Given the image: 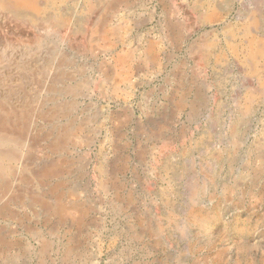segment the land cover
Segmentation results:
<instances>
[{
  "label": "rangeland",
  "instance_id": "rangeland-1",
  "mask_svg": "<svg viewBox=\"0 0 264 264\" xmlns=\"http://www.w3.org/2000/svg\"><path fill=\"white\" fill-rule=\"evenodd\" d=\"M118 1L39 0L48 21L37 26L0 8V116L28 124L29 136L48 132L32 158L27 145L0 142L26 152L2 168L39 170L29 183L2 174L0 264H264V0ZM209 10L217 16L204 22ZM56 15L68 24L55 26ZM71 127L80 129L54 150ZM87 153L86 179L56 167H80Z\"/></svg>",
  "mask_w": 264,
  "mask_h": 264
},
{
  "label": "bare ground",
  "instance_id": "bare-ground-1",
  "mask_svg": "<svg viewBox=\"0 0 264 264\" xmlns=\"http://www.w3.org/2000/svg\"><path fill=\"white\" fill-rule=\"evenodd\" d=\"M61 1V0H60ZM120 1V0H119ZM118 1V2H119ZM0 4H1V7L0 8H2L3 10H6V11H9V12H12L13 14H14V16H17V17H20V18H22V20L24 19V18H27L28 20H30L32 23H34V25H38V24H41V23H43V21H45V20H47L48 21V18L47 17H45V18H42L40 15H39V13L41 12V5H40V3H39V0H1L0 1ZM115 4V3H114ZM120 4V3H119ZM122 4V3H121ZM199 4V3H198ZM197 4V5H198ZM173 5V4H172ZM196 5V6H197ZM202 5V4H201ZM115 6H117V5H115ZM200 6V5H199ZM198 6V7H199ZM155 7V6H154ZM168 7V6H167ZM177 7V6H176ZM194 7H195V5H194ZM171 8V7H170ZM172 9H173V11L175 10V6L173 5L172 6ZM180 9V8H179ZM195 9V8H194ZM197 9V8H196ZM152 10V9H151ZM166 10H168V9H166ZM175 11H178V10H175ZM205 12V11H204ZM170 13V12H169ZM173 13V12H172ZM181 13V12H180ZM59 14V13H58ZM155 14V13H154ZM174 14V13H173ZM183 14V13H182ZM202 14H203V12H202ZM42 15V14H41ZM52 15V14H51ZM61 16L63 15L62 13L60 14ZM166 15H167V13H166ZM165 15V16H166ZM169 15V14H168ZM56 16H58V15H56ZM61 16H58V17H55L56 18V20H55V18L54 19H52V20H54V25L55 26H57V27H64V26H66L67 24H68V22H69V20H68V18L69 17H61ZM65 16V15H64ZM174 16V15H173ZM175 16H177L176 14H175ZM179 16V15H178ZM217 16V12L215 11V10H209V11H207L206 13H204L203 15H202V17H203V21L204 22H208V21H212L213 20V18H215ZM1 17V16H0ZM47 18V19H46ZM50 18V17H49ZM167 18H168V16H167ZM171 18V17H170ZM179 18V17H178ZM185 18V17H184ZM183 20V19H182ZM23 21H25V20H23ZM169 21V20H168ZM179 21V20H178ZM106 21H104L103 23H105ZM176 22H177V20H176ZM173 19H171L170 20V26H172L171 28H172V33L173 34H175V33H180V31L182 30V29H180V27L178 26V24H177V27H176V23ZM102 23V22H101ZM107 23V22H106ZM183 23V22H182ZM184 24V23H183ZM36 25V26H37ZM104 25V24H103ZM167 25V24H166ZM103 26L101 25V24H98L97 26H95V30H97V33L100 31V29L102 28ZM185 27V26H184ZM170 28V29H171ZM165 29H166V27H165ZM56 30V29H55ZM59 30V29H58ZM103 30V29H102ZM107 30V29H106ZM188 30V29H187ZM67 31H68V29H67ZM94 31V30H93ZM182 32V31H181ZM188 32H189V30H188ZM100 33V32H99ZM103 32H101V34H102ZM185 33V32H184ZM188 34V33H187ZM93 35V34H92ZM97 36H99V35H97ZM168 36H169V34H168ZM167 36V37H168ZM189 36V35H188ZM185 37H186V35H185ZM101 38H103V37H101ZM176 38V37H175ZM99 39H100V37H99ZM180 40V39H179ZM95 41V40H94ZM96 41H98V39L96 40ZM104 41V40H103ZM24 44V43H23ZM97 44V43H96ZM147 44H149L150 45V42L149 43H147ZM252 44V43H251ZM155 45H157V44H155ZM28 46V45H27ZM99 46V45H98ZM153 46V45H152ZM24 47V46H23ZM17 48V47H16ZM254 48V47H253ZM20 50V49H19ZM97 50V49H96ZM253 50V49H252ZM90 51H91V49H90ZM94 51H95V49H94ZM131 51H133V49L131 50ZM136 51V50H135ZM135 51H134V53H135ZM23 52V51H22ZM254 52V51H253ZM26 53V52H25ZM131 53H133V52H131ZM134 53L133 54H131V55H134ZM125 54V56H127L126 55V53H124ZM130 54V53H129ZM147 54V53H146ZM151 54V53H150ZM255 54V53H254ZM18 55V54H17ZM43 55V54H42ZM149 55V54H148ZM45 56V55H44ZM120 56V55H119ZM13 57V56H12ZM16 57V56H15ZM132 57V56H131ZM134 57H135V55H134ZM152 57H153V55H152ZM22 58V57H21ZM43 58V57H42ZM53 58V57H52ZM117 58H119V57H117ZM150 58V57H149ZM19 59V58H18ZM23 59V58H22ZM26 59V58H25ZM147 60H148V58H147ZM150 60V59H149ZM153 60V59H152ZM17 61V60H16ZM25 61V60H24ZM116 61V60H115ZM45 62V61H44ZM122 62V61H121ZM115 63V62H114ZM117 63V62H116ZM118 64V63H117ZM18 65H20V63L18 64ZM120 65V64H119ZM124 65V64H123ZM116 66H118V65H116ZM115 67V66H114ZM136 67V66H135ZM131 68V67H130ZM114 70H115V68H113ZM128 69V68H127ZM31 70V69H30ZM42 70V69H41ZM134 70V69H133ZM113 72V71H112ZM116 72V74L119 76V77H121L122 75H124L125 73H122V72H120V71H115ZM108 74V73H107ZM131 74V73H130ZM31 75V74H30ZM54 75V74H53ZM129 75V74H128ZM133 75V74H132ZM19 76V75H18ZM21 76V75H20ZM109 76H110V74H109ZM125 77V76H124ZM129 77V76H128ZM107 78H108V76H107ZM111 79V78H110ZM125 79H127V78H125ZM129 79V78H128ZM120 80H121V78H120ZM123 81V80H122ZM125 81V80H124ZM22 82H23V80H22ZM115 82V81H114ZM117 83V82H116ZM124 82H122V84H123ZM129 83H132V82H129ZM10 84V83H9ZM119 84H121V81L119 82ZM125 84L127 85V83L125 82ZM10 85H12V84H10ZM128 85H130V84H128ZM6 86V85H5ZM120 86V85H119ZM132 86H134V85H132ZM17 87H19V86H17ZM46 87V86H45ZM118 87V86H117ZM128 87H130V86H128ZM6 88V87H5ZM10 88V87H9ZM130 88H132V87H130ZM20 89V88H19ZM48 89V88H47ZM120 89V88H119ZM32 90V89H31ZM34 90V89H33ZM37 90H39V89H37ZM35 91V90H34ZM184 91V90H183ZM36 92H38V91H36ZM100 92V91H99ZM121 92H125V91H121ZM25 93V92H24ZM26 93H29L28 91L26 92ZM39 93V92H38ZM112 93H113V91H112ZM128 93V92H127ZM34 94V93H33ZM30 96H31V94H29ZM118 95V94H117ZM125 95V94H124ZM5 96V95H4ZM36 96V95H35ZM186 96V95H185ZM7 97V96H6ZM21 97H22V95H21ZM17 98V97H16ZM51 98V97H50ZM53 98V97H52ZM123 98V97H122ZM184 98V97H183ZM17 100V99H16ZM19 100V99H18ZM183 100V99H182ZM181 100V101H182ZM39 102H40V100H38ZM75 101V100H74ZM73 101V102H74ZM180 101V100H179ZM178 101V102H179ZM0 102H2V101H0ZM37 102V101H36ZM59 102V101H58ZM176 103V105H177V107L179 106L178 104L179 103ZM3 103V102H2ZM52 103V102H51ZM6 104V103H5ZM28 104V103H27ZM8 105V104H7ZM12 105V104H11ZM10 105V106H11ZM15 105V104H14ZM22 105H24V103H22ZM36 105V104H35ZM39 105V104H38ZM41 105V104H40ZM43 105V104H42ZM26 106V105H25ZM184 106V105H183ZM1 107V106H0ZM12 107V106H11ZM15 107V106H14ZM23 107V106H22ZM32 107V106H31ZM2 108V107H1ZM9 108V107H8ZM41 108H44V107H41ZM180 108V107H179ZM19 109V108H18ZM17 109V110H18ZM22 109V108H21ZM181 109V108H180ZM24 110V109H23ZM36 110V109H35ZM39 110V109H38ZM45 110V109H44ZM86 110V109H85ZM128 110V109H127ZM126 110V111H127ZM178 110V109H177ZM2 111V110H1ZM0 111V112H1ZM8 111V110H7ZM29 111V110H28ZM113 111V110H112ZM8 112H10V111H8ZM57 112V111H56ZM179 112H180V110H179ZM2 113V112H1ZM17 113V112H16ZM40 113V112H39ZM38 113V114H39ZM44 113V112H43ZM43 113H41V114H43ZM46 113V112H45ZM49 113V112H48ZM59 113V112H58ZM77 113V112H76ZM128 113H132V112H128ZM4 114V113H3ZM33 114V113H32ZM1 115V114H0ZM59 115V114H58ZM47 116V115H46ZM52 118H53V112H52ZM113 116H115V115H113ZM30 117H31V114H30ZM128 117H130V116H128ZM57 118V117H56ZM112 118V117H111ZM8 119V118H7ZM6 117H2V116H0V142H3V141H7L8 140V143H9V141H12V142H15V143H18V144H22L23 146H26L27 145V157L28 158H32V153H30V150L32 149H30V147H32V146H36L39 142H40V140H42V139H46V137L48 136V132L47 131H44V130H42V131H37L38 132V134L37 133H35L33 136L30 134V136L29 135H27V134H25V126H27L26 124L25 125H22L21 123L20 124H13L12 126H10L9 124H7L8 123V121L6 122ZM32 119V118H31ZM41 119V118H40ZM60 119V118H59ZM78 119V118H77ZM131 119V118H130ZM22 120V119H21ZM34 120V119H33ZM139 120V119H138ZM37 121V120H36ZM43 121H44V119H43ZM46 121V120H45ZM44 121V122H45ZM49 121H50V118H49ZM55 121H57V120H55ZM114 121H115V118H114ZM128 121H129V119H128ZM131 121V120H130ZM113 122V121H112ZM141 122V121H140ZM58 123V122H57ZM55 124V123H54ZM66 124H67V122H66ZM68 124H70V122L68 123ZM91 124V123H90ZM119 124H121L120 122H119ZM141 124V123H140ZM144 124V123H143ZM30 125H32V124H30ZM36 125H38V124H36ZM49 125V124H48ZM62 125H64V124H62ZM78 125V124H77ZM112 125V124H111ZM116 125H118L117 123H116ZM59 126V125H58ZM65 126V125H64ZM63 126V127H64ZM70 126V125H69ZM30 127H32V126H30ZM61 127V126H60ZM81 127H82V125H81ZM113 128L115 127V126H112ZM118 127H119V125H118ZM143 127V126H142ZM36 128V127H35ZM56 128V127H55ZM111 128V127H110ZM156 128V127H155ZM27 129V128H26ZM42 129H43V127H42ZM80 129V127H76V128H74V127H71V128H65L64 129V131H63V133H61L60 135H58L57 136V139L53 142V146H54V150H55V148H58V147H63L64 146V148L67 146V144L65 143L66 141H67V139L71 136V135H73L75 132H77L78 130ZM117 129H119V128H117ZM122 129H123V127H122ZM121 129V130H122ZM133 129V128H132ZM141 129V128H140ZM144 130H145V128H143ZM159 129V128H158ZM165 129H166V131L168 132V129L165 127ZM34 130V129H33ZM48 130V129H47ZM162 130H163V128H162ZM173 130V129H172ZM60 131V130H59ZM96 131V130H95ZM138 131V130H137ZM141 131V130H140ZM139 131V132H140ZM165 131V130H164ZM53 132V131H52ZM61 132V131H60ZM111 133V132H110ZM116 133V132H115ZM117 133H118V131H117ZM144 133V132H143ZM25 134V135H24ZM55 134V133H54ZM53 134V135H54ZM119 134V133H118ZM142 134V133H141ZM148 134V133H147ZM162 134H163V132H162ZM165 134V133H164ZM53 135H52V137H53ZM95 135V134H94ZM121 135V134H120ZM167 135V134H166ZM172 135V134H171ZM115 136V135H114ZM51 137V138H52ZM112 137V136H111ZM158 138H159V136H157ZM162 138V137H161ZM160 138V139H161ZM165 138V137H164ZM171 138V137H170ZM176 138V137H175ZM178 138V137H177ZM163 139V138H162ZM118 140V139H117ZM136 140V139H135ZM166 140V139H165ZM26 141V142H25ZM114 141H115V139H114ZM129 141V140H128ZM142 141V140H141ZM167 141H169V140H167ZM21 142V143H20ZM28 142V143H27ZM44 142V141H43ZM121 142V141H120ZM133 142V141H132ZM169 142H171V141H169ZM15 143H13V144H15ZM46 143V142H45ZM68 143V142H67ZM107 143V142H106ZM111 143V142H110ZM168 143V142H167ZM166 143V144H167ZM4 144H6V143H4ZM47 144V143H46ZM71 144V143H70ZM130 144V143H129ZM141 144V143H140ZM169 144V143H168ZM120 145V144H119ZM172 145V144H171ZM6 146V145H5ZM20 146V145H19ZM123 146V145H122ZM147 146V145H146ZM39 147V146H38ZM42 147V146H41ZM69 147V146H68ZM127 147H129V146H127ZM3 148V147H2ZM7 148V147H6ZM0 149V199H2V198H4V196L7 194L6 193V191H7V187H8V183L6 182H4V176L2 175V174H4L3 172L6 170L7 172L10 170V174H14V175H16V176H18V178L19 179H22V181L23 180H25L27 183H29V182H31V179H32V176L34 175H37L36 173H38V171L36 170V168H31V175L29 174V172H28V174H26L25 172H24V174H23V172L20 174L18 171L19 170H17V169H15L12 165H10L11 164V161L12 160H14V159H18L19 161L20 160H23L25 157H23L24 155H26V152L25 153H23V156H21L22 155V153H19V152H15L14 153V151H10L9 149ZM16 148H17V146H16ZM35 148H37V147H35ZM45 148V147H44ZM43 148V149H44ZM130 148V147H129ZM136 147H134V149H135ZM138 148H141V147H137V149ZM145 148V147H144ZM13 149V148H12ZM23 150V149H22ZM58 150V149H57ZM56 150V151H57ZM20 151V150H19ZM34 151V150H33ZM32 151V152H33ZM52 151V150H51ZM63 151V150H62ZM121 151V150H120ZM124 151H126V150H124ZM135 151V150H134ZM140 151V150H139ZM171 151V150H170ZM54 152V151H53ZM137 152V151H136ZM143 152H144V150H143ZM52 153V152H51ZM66 153H68L67 151H66ZM70 153V152H69ZM98 153H99V151H98ZM122 153V152H121ZM40 154V153H39ZM54 154H56V153H54ZM128 154V153H127ZM169 154V153H168ZM50 155H52V154H50ZM59 155V154H58ZM74 155V154H73ZM125 155H126V153H125ZM167 154H165V156H166ZM56 156V155H55ZM69 156V155H68ZM70 156H71V154H70ZM69 156V157H70ZM120 156H122V155H120ZM143 156V155H142ZM49 157V156H48ZM90 156H89V153H87V154H85L81 159H80V167H79V165H77L76 166V164H77V161H76V163H75V167L72 165V162H71V167L70 166H68L67 164V162H64L62 159L63 158H61L59 161H57L58 162V164L56 165V167H58L59 168V170L61 171L60 173H62V174H64V173H69V174H71V173H73V174H75L76 176L75 177H77V178H81L80 180H82V178H84V179H86V176L89 174L88 172V165L90 164V163H92V161H91V159L89 158ZM118 157V156H117ZM126 157H128V156H126ZM138 157V156H137ZM140 157V156H139ZM43 158V157H42ZM50 158V157H49ZM54 158V157H53ZM65 158V157H64ZM73 157H71V159H72ZM109 158V157H108ZM155 158V157H154ZM160 158V157H159ZM166 158V157H165ZM27 159V158H26ZM58 159H59V157H58ZM57 159V160H58ZM68 159V158H67ZM77 159V158H76ZM141 158H139V160H140ZM169 159V158H168ZM8 160V162L7 163H10V164H8V165H10V166H8V167H6V168H2V162L3 161H7ZM25 160V159H24ZM38 160V159H37ZM54 160H56V159H54ZM74 160V159H73ZM122 160V159H121ZM17 161V160H16ZM26 161H28V160H26ZM42 161V160H41ZM72 161V160H71ZM91 161V162H90ZM94 161V160H93ZM103 161V160H102ZM117 161V160H116ZM123 161V160H122ZM129 161V160H128ZM25 162V161H24ZM39 162V161H38ZM45 162H47L46 160L44 161V165H45ZM53 162V161H52ZM79 162H78V164H79ZM101 162V161H100ZM121 162V161H120ZM124 162H126V161H124ZM32 163V162H31ZM31 163H26V165H28V166H31L30 164ZM37 163V162H36ZM94 163V162H93ZM102 163V162H101ZM109 163V162H108ZM114 163V162H113ZM112 163V164H113ZM33 164V163H32ZM70 164V163H69ZM98 163H96V165H97ZM104 164V163H103ZM102 164V165H103ZM117 164V163H116ZM125 164V163H124ZM16 165V164H15ZM34 165H36V164H34ZM38 165V164H37ZM43 165V164H42ZM48 165V164H47ZM51 165V164H50ZM49 165V166H50ZM93 165V164H92ZM127 165V164H126ZM18 166V165H17ZM21 166V165H20ZM39 166V165H38ZM37 166V167H38ZM49 166L47 167V168H43L44 170L42 171V172H39V177L41 178V179H44V178H46V177H49V176H51L52 174H54V171L52 170V169H50L49 168ZM106 166V165H105ZM119 166V165H118ZM27 167V166H26ZM40 167V166H39ZM43 167V166H42ZM100 168L102 167L101 165L99 166ZM25 168V167H24ZM41 168V167H40ZM95 168H96V166H95ZM105 168V167H104ZM113 168V167H112ZM19 169H20V167H19ZM92 169V168H91ZM105 169H107V168H105ZM115 169H116V167H115ZM128 169V168H127ZM137 169V168H136ZM26 170V169H25ZM94 170V169H93ZM117 170V169H116ZM23 171H24V169H23ZM34 171H37V172H34ZM75 171H77V173H75ZM107 171H108V169H107ZM112 171V170H111ZM119 172H120V170H118ZM125 171H127V170H125ZM57 172H58V170H57ZM94 172V171H93ZM95 173V172H94ZM101 173H106V171L105 172H101ZM108 173V172H107ZM113 173V172H112ZM7 174V173H6ZM23 174V175H22ZM25 174L26 175H28V176H25ZM119 174V173H118ZM55 175H57V173L55 174ZM61 175V174H60ZM59 175V176H60ZM33 176V177H34ZM91 176V175H90ZM95 175H93V177H94ZM100 176V175H99ZM108 176H110V175H108ZM9 177H10V175H9ZM9 177H8V179H9ZM38 177V176H37ZM74 177V176H73ZM88 177V176H87ZM92 177V176H91ZM126 177V176H125ZM11 178V177H10ZM60 178V177H59ZM70 178V177H69ZM99 178V177H98ZM97 178V179H98ZM102 178V177H101ZM124 178V177H123ZM138 178V177H137ZM48 179V178H47ZM51 179L52 178H50V181H51ZM66 179V178H65ZM92 179V178H91ZM116 179V178H115ZM38 180V179H37ZM36 180V181H37ZM45 180V179H44ZM55 180H56V176H55ZM58 180V179H57ZM61 180V179H60ZM94 180V179H93ZM46 181V180H45ZM62 181H63V179H62ZM61 181V182H62ZM71 181V180H70ZM86 181V180H85ZM104 181V180H103ZM102 181V182H103ZM111 181V180H110ZM124 181V180H123ZM126 181V180H125ZM129 181V180H128ZM12 182H13V180H12ZM44 182V181H43ZM61 182H59V187H61V190H63V184L61 183ZM77 182V181H76ZM119 182V181H118ZM117 182V183H118ZM42 183V182H41ZM45 183V182H44ZM56 183H58V182H56ZM72 183H74V182H72ZM93 183V182H92ZM115 183V182H114ZM81 184V183H80ZM94 184H97V183H94ZM104 184V183H103ZM105 184H106V182H105ZM36 185H38V183L36 184ZM47 185V184H46ZM54 185V184H53ZM89 185H90V180H88V182H85V183H83V184H81V186H82V188H83V190L84 189H87L88 188V190H89ZM99 185V184H98ZM116 185V184H115ZM23 186V185H22ZM21 186V187H22ZM27 186V185H26ZM32 186H34V185H32ZM49 186H51V185H49ZM68 186V185H67ZM106 186V185H105ZM104 186V187H105ZM25 187V186H24ZM23 187V188H24ZM31 187V186H30ZM35 187V186H34ZM55 187V186H54ZM78 187H79V185H78ZM122 187V186H121ZM142 187V186H141ZM16 188V187H15ZM22 188V189H23ZM39 188H41V187H39ZM58 188V187H57ZM67 188V187H66ZM81 188V187H80ZM81 188V189H82ZM92 188H94V187H92ZM31 189V188H30ZM42 189H45L44 187H42ZM47 189V188H46ZM49 189H50V187H49ZM60 189V188H59ZM65 189V188H64ZM73 189V188H72ZM120 189V188H119ZM69 190V189H68ZM67 190V191H68ZM92 190V189H91ZM114 190H115V188H114ZM117 190H118V188H117ZM39 191V190H38ZM96 191V190H95ZM14 192V191H13ZM27 192H29V191H27ZM35 192V191H34ZM41 192V191H40ZM80 192V191H79ZM90 192V191H89ZM89 192L87 193V194H89ZM103 192V191H102ZM108 192V191H107ZM129 192V191H128ZM22 193V192H21ZM26 193V192H25ZM38 193V192H37ZM63 193H65V192H63ZM77 193V192H76ZM109 193V192H108ZM68 194H69V192H68ZM73 194H74V192H73ZM79 194V193H78ZM86 194V195H87ZM11 195V194H10ZM26 195V194H25ZM31 194L29 193V196H30ZM44 195H47L46 194V192H42L41 194H38V195H32L33 196V198H34V200L35 201H39V203H40V201H42V202H44L43 201V199H42V197L44 196ZM61 196H62V194H60ZM64 195V194H63ZM66 195V194H65ZM72 195V194H71ZM70 195V196H71ZM100 195V194H99ZM98 195V196H99ZM119 195V194H118ZM8 197H9V195H7ZM18 196H19V194H18ZM31 196V197H32ZM52 196H54V195H52ZM96 196V195H95ZM97 196V197H98ZM101 196V195H100ZM128 196V195H127ZM141 196H142V194H141ZM11 197H13V196H11ZM14 197H15V195H14ZM13 197V198H14ZM25 197V196H24ZM94 197V196H93ZM134 197V196H133ZM20 198V197H19ZM18 198V199H19ZM46 198H47V196H46ZM58 197H56V199H57ZM88 198V197H87ZM91 198V197H90ZM99 198V197H98ZM115 198V197H114ZM22 199H24V198H22ZM21 199V200H22ZM62 199V198H61ZM66 199V198H65ZM82 199V198H81ZM89 199V198H88ZM133 199V198H132ZM131 199V200H132ZM27 200V199H26ZM28 200H30L29 198H28ZM53 200V199H52ZM72 200H73V198H72ZM80 200V199H79ZM120 200H123V199H120ZM119 200V201H120ZM5 201V200H4ZM31 201V200H30ZM54 201H55V199H54ZM93 201V200H92ZM102 201H104V199H102ZM111 201L114 203V201L111 199ZM116 201V200H115ZM123 201H125V200H123ZM25 202V201H24ZM29 202V201H28ZM65 202H66V200H65ZM84 202H86V201H84ZM88 202V201H87ZM87 202H86V204H87ZM129 202V201H128ZM21 203V202H20ZM75 203V202H74ZM78 203V202H77ZM89 203V202H88ZM96 203V202H95ZM35 204V203H34ZM33 204V205H34ZM70 204V203H69ZM90 204V203H89ZM103 204V203H102ZM121 204V203H120ZM20 205V204H19ZM23 205V204H22ZM36 205V204H35ZM45 205V204H44ZM54 205V204H53ZM52 205V206H53ZM80 205V204H79ZM134 205V204H133ZM32 206V205H31ZM40 206H42V205H40ZM81 206H84L83 204L81 205ZM99 206V205H98ZM102 206V205H101ZM10 207V206H9ZM29 207V206H28ZM131 207H132V205H131ZM13 208V207H12ZM34 208V207H33ZM36 208V207H35ZM34 208V209H35ZM39 208V207H38ZM46 208V207H45ZM52 208V207H51ZM70 208H71V206H70ZM50 209V208H49ZM83 209V208H82ZM91 210H92V207L90 208ZM99 209V208H98ZM2 210V209H1ZM15 210V209H14ZM36 210V209H35ZM53 210L55 211V213L56 214H59V215H62V214H64V213H67L68 212V207L64 204V203H57V204H55L54 205V208H53ZM76 210V209H75ZM5 211V210H4ZM10 211H11V209H10ZM50 211V210H49ZM94 211V210H93ZM3 212V211H2ZM17 212V211H16ZM33 212V211H32ZM43 212V211H42ZM194 212V211H193ZM31 213V212H30ZM34 213V212H33ZM36 213V212H35ZM39 213V212H38ZM78 213V212H77ZM191 213V212H190ZM195 213V212H194ZM7 214V213H6ZM17 214H19V213H17ZM21 214V213H20ZM12 215V214H11ZM90 215V214H89ZM7 216V215H6ZM6 216H5V218H6ZM81 216V215H80ZM4 217V216H3ZM51 217V216H50ZM49 217V218H50ZM40 218V217H39ZM42 218V217H41ZM58 218V217H57ZM17 219V218H16ZM55 219V218H54ZM59 219V218H58ZM62 219V218H61ZM75 220V219H74ZM88 220V219H87ZM96 220V219H95ZM31 221V220H30ZM54 221V220H53ZM90 221V220H89ZM88 221V222H89ZM40 222V221H39ZM48 222L50 223V221L48 220ZM80 222V221H79ZM94 222V221H93ZM24 223V222H23ZM53 223V222H52ZM86 223V222H85ZM31 224V223H30ZM51 224V223H50ZM62 224V223H61ZM65 224H66V222H65ZM72 224H74V223H72ZM82 224V223H81ZM0 225H1V223H0ZM58 225V224H57ZM64 225V224H63ZM87 225V224H86ZM29 226V225H28ZM70 226V225H69ZM1 228H2V226H0ZM9 227V226H8ZM51 227V226H50ZM56 227V226H55ZM79 227V226H78ZM77 227V228H78ZM86 227V226H85ZM27 228V227H26ZM53 228V227H52ZM76 228V229H77ZM5 229V228H4ZM12 229V228H11ZM34 230V229H33ZM55 230V229H54ZM81 230V229H80ZM13 231V230H12ZM52 231H53V229H52ZM87 231V230H86ZM148 232H150V231H148ZM8 233H9V231H8ZM50 233V232H49ZM5 234H7V233H5ZM34 234V233H33ZM52 234V233H51ZM79 234V233H78ZM4 235V234H3ZM48 235V234H47ZM58 236V235H57ZM4 237V236H3ZM1 239H2V237H1ZM10 241V240H9ZM3 242V241H2ZM46 242H48V240L46 241ZM68 242H69V240H68ZM73 242V241H72ZM76 242V241H75ZM14 243V242H13ZM80 243V242H79ZM72 244V243H71ZM13 246V245H12ZM66 246H68V245H66ZM71 246V245H70ZM72 247H73V245H72ZM49 248V247H48ZM68 248H69V246H68ZM30 249V248H29ZM28 249V250H29ZM67 249V248H66ZM78 254V253H77ZM69 255V254H68ZM67 255V256H68ZM71 257V256H70ZM76 257V256H75ZM82 258V257H81ZM42 259V258H41ZM72 259V258H71ZM66 260V259H65ZM5 262V261H4Z\"/></svg>",
  "mask_w": 264,
  "mask_h": 264
}]
</instances>
